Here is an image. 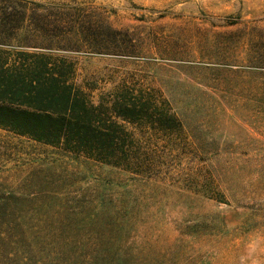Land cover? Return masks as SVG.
Listing matches in <instances>:
<instances>
[{"label":"rangeland","instance_id":"1","mask_svg":"<svg viewBox=\"0 0 264 264\" xmlns=\"http://www.w3.org/2000/svg\"><path fill=\"white\" fill-rule=\"evenodd\" d=\"M23 5L70 22L63 34L107 32L104 52L77 40L78 52L57 54L73 85L94 103L146 102L172 129L125 126L145 160L136 173L0 129V224L15 227L1 254L15 264H264V0H0V14ZM3 31L9 67L18 44Z\"/></svg>","mask_w":264,"mask_h":264},{"label":"trees","instance_id":"2","mask_svg":"<svg viewBox=\"0 0 264 264\" xmlns=\"http://www.w3.org/2000/svg\"><path fill=\"white\" fill-rule=\"evenodd\" d=\"M18 8L15 12L0 14V27L15 29L18 44L10 52L14 60L9 67L8 58L3 56L7 52L0 51V129L104 166L129 173L140 171L145 160L136 133L125 126L169 133L170 120L152 113L148 104L141 100L120 97L111 103L92 102L71 82L73 65L57 56L78 52L71 46L77 40L85 41L88 47H92L89 41H97V52H104L111 42L107 32L99 29L100 33H96L92 42L87 29L76 28L77 32L63 34L56 28L66 21H50L45 15L32 14L25 5ZM24 24H32L33 30L23 29ZM66 26L71 28L72 25L66 22ZM21 30L24 34H19ZM9 35L0 32V37ZM40 43L46 46H39L43 45ZM0 214L6 215L7 210L0 209ZM14 232L15 227L0 224V264L15 262V257L1 254Z\"/></svg>","mask_w":264,"mask_h":264}]
</instances>
